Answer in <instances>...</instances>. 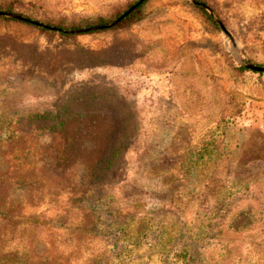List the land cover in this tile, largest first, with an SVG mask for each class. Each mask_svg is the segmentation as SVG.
<instances>
[{
    "label": "rangeland",
    "instance_id": "rangeland-1",
    "mask_svg": "<svg viewBox=\"0 0 264 264\" xmlns=\"http://www.w3.org/2000/svg\"><path fill=\"white\" fill-rule=\"evenodd\" d=\"M134 1L17 10L57 21ZM197 1L226 30L190 0H147L132 25L71 37L0 18V250L14 238L33 264H264V72L242 63L264 67V0Z\"/></svg>",
    "mask_w": 264,
    "mask_h": 264
},
{
    "label": "trees",
    "instance_id": "trees-1",
    "mask_svg": "<svg viewBox=\"0 0 264 264\" xmlns=\"http://www.w3.org/2000/svg\"><path fill=\"white\" fill-rule=\"evenodd\" d=\"M17 0H0V10L9 11L15 14H18L20 16H24L26 18L35 20L44 26H39L36 24L28 23L23 20H18L11 17H6L0 15V18L3 20H15L22 23L30 24L34 27L39 28L43 32H47L48 34H60L62 36H76V35H82V34H88V33H96L100 31L107 30V27H103L106 25L111 24L113 21L118 19L122 14H124L127 10H129L132 6L135 4H138L137 7L128 14L125 18L121 19L115 26L109 28H122L125 26L132 25L145 16L144 8L147 4V0L141 1V0H135L134 2H131L126 8L123 10L115 9L113 10L112 14H94V15H77L76 13H72L71 18H67L66 15H61L58 17V20H52V19H43L39 17L32 16L28 13H24L20 10H17L18 7ZM33 6V5H32ZM211 22L218 27V24L215 22L213 17L201 6H197ZM112 11V10H111ZM51 27H57L61 28L62 30L53 29ZM90 27H98L92 31L83 32L81 34H75V33H66L64 30H74V29H83V28H90ZM239 70L241 71H248L249 69L244 67H239ZM257 72V71H255ZM262 74V72H261ZM22 125V124H21ZM21 125H17L16 127L19 128ZM16 130V128H15ZM216 145L213 144V148H215ZM210 152V147L207 143H202L201 146H196L189 155L184 157V160L187 159H193L194 161H197L199 159H203L206 154ZM182 157H178L177 160H180ZM14 238H11L7 240V245L0 250V264H33V262L30 259V255L28 254L27 250L24 247H13L8 246L11 241ZM184 252L181 256L182 260H185V258L188 255L187 250H182L181 253Z\"/></svg>",
    "mask_w": 264,
    "mask_h": 264
},
{
    "label": "water",
    "instance_id": "water-1",
    "mask_svg": "<svg viewBox=\"0 0 264 264\" xmlns=\"http://www.w3.org/2000/svg\"><path fill=\"white\" fill-rule=\"evenodd\" d=\"M141 1H144V0H141ZM190 1L192 3H194V4H197V5H200V6L204 7L210 13V15L214 18V20L224 30H226L223 22L220 20V18L217 16V14L214 12V10L210 6H208L206 3L201 2V1H197V0H190ZM137 5L138 4H135L129 10H127L124 14H122L118 19L113 21L111 24L103 26V27L110 28V27L115 26L121 19L125 18L128 14H130L137 7ZM0 15L8 16V17L15 18V19H18V20H23V21H26V22H29V23H32V24H36V25H39V26H44L43 24H41V23H39V22H37L35 20L26 18L24 16H20V15L15 14V13H11V12L0 10ZM51 28L62 30L61 28H57V27H51ZM96 28H98V27H90V28L74 29V30H64V31L66 33H83V32H87V31H92V30H94ZM242 63H243L244 66H246L249 69L260 71V72H264V67L263 66H258V65L252 64L250 62H246V61H242Z\"/></svg>",
    "mask_w": 264,
    "mask_h": 264
}]
</instances>
